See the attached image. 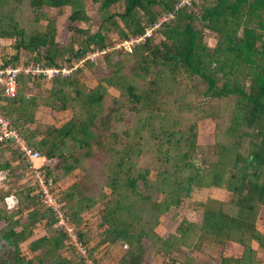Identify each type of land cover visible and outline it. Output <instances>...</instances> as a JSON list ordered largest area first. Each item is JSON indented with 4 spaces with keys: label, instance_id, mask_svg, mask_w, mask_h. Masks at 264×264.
<instances>
[{
    "label": "trees",
    "instance_id": "1",
    "mask_svg": "<svg viewBox=\"0 0 264 264\" xmlns=\"http://www.w3.org/2000/svg\"><path fill=\"white\" fill-rule=\"evenodd\" d=\"M179 1L0 0V41L11 40L0 66L77 65L51 81L20 77L16 97L1 98L0 111L46 159L45 180L94 262L102 263L105 244L125 246L118 264H261L253 244L264 248L257 228L264 211V0H193L177 9ZM89 4L101 17L95 32ZM156 23L144 41L85 59ZM84 68L94 87L80 81ZM41 109L70 117L41 124ZM206 120L215 122L213 142L200 145L198 124ZM28 168L10 144H0V171L13 176L0 188V240L7 243L0 264H83L35 183L18 187ZM213 190L225 199L211 197ZM197 192L207 196L193 200L197 218L190 220L188 201ZM12 195L18 202L8 208ZM95 210L101 231L89 247L86 215ZM36 229L43 235L30 240ZM28 241L30 258L21 250ZM228 243L241 255L197 256Z\"/></svg>",
    "mask_w": 264,
    "mask_h": 264
},
{
    "label": "built area",
    "instance_id": "2",
    "mask_svg": "<svg viewBox=\"0 0 264 264\" xmlns=\"http://www.w3.org/2000/svg\"><path fill=\"white\" fill-rule=\"evenodd\" d=\"M193 0H180L177 9L189 7ZM167 17H162L161 21ZM159 23L146 29L144 35L138 38H130L128 41L118 43L114 42L109 48L103 50L91 51L87 54L86 60L95 61L101 58L103 54L114 49H125L130 46L144 41L151 37L155 29L159 27ZM77 65L71 68L65 67H44L40 63H19L16 65L0 66V106L3 102L1 98H15L18 92V82L22 76H35L43 78L45 81H51L57 77H68L76 70ZM0 144L11 145L17 151L18 155L28 164L30 174L36 185V193L40 196L44 206L50 208L57 218V228L63 229L67 237V247L72 248L76 254L80 255L83 264H101L94 262L89 256L88 248L79 241L78 232L73 224H71L64 215L59 196L52 188V182L46 181L44 173L41 169L46 159L41 154L28 145L27 141L22 137L20 132L10 123V121L0 111ZM40 160L41 165L36 166L34 161Z\"/></svg>",
    "mask_w": 264,
    "mask_h": 264
},
{
    "label": "rangeland",
    "instance_id": "3",
    "mask_svg": "<svg viewBox=\"0 0 264 264\" xmlns=\"http://www.w3.org/2000/svg\"><path fill=\"white\" fill-rule=\"evenodd\" d=\"M98 6H94L92 4L88 5V13L90 16V23L88 24V27L91 28L92 32H95L101 22V17L100 14L97 11ZM121 10V8H114L111 9V12H116ZM60 20V24H59V28H61V23H62V18L59 19ZM82 28H85L86 25L81 24L80 25ZM205 34V38H204V42L207 44V46L209 48H212L215 44V40L214 37L212 35H210L208 32H204ZM11 44V40H1L0 41V56L1 54H3L4 49L7 47H9V45ZM9 51V50H8ZM12 53V51H9ZM26 57H23V60H26ZM22 60V61H23ZM79 79L81 82H83L86 86L88 87H94L96 84V81L94 80V77L90 74V72L87 69H83L82 73L79 75ZM49 84V83H47ZM44 84L45 87H48L49 85ZM114 93V92H113ZM116 94V93H115ZM70 112H62V113H52L49 110H44L41 109L37 112L36 114V119L41 123V124H53L55 126H59L61 124H63L66 120L69 119L70 117ZM215 128V122L212 120H206V121H202L199 122L198 124V143L200 145H209L213 142V131ZM36 166L41 165V161L40 160H35L34 161ZM28 172L29 170L27 169V172H23L22 175V181L18 180V187L22 184L25 185L27 182L29 184H31L30 182L34 183V179L32 178V176H28ZM79 171H76L75 174H78ZM6 178H2L0 181V188H8V186L11 184L10 182L12 181V177H9L8 174L5 175ZM17 177H19L18 175H16ZM73 177H76L75 175H73ZM31 178V179H30ZM4 182L6 183H3ZM30 180V181H28ZM32 180V181H31ZM24 181V182H23ZM26 181V182H25ZM19 182H23V183H19ZM72 182V180L70 181ZM12 185V184H11ZM207 196V193L204 192H200V193H196L194 194L193 198L188 201V206H187V218H189L190 220H194L197 218V214H195L196 210L192 207V203L193 200H203L205 197ZM210 196L216 199H220L223 200L225 199L224 196V192L223 191H217V190H213L212 194L210 193ZM17 203L13 204V206L11 208H13ZM194 211V212H193ZM194 213V214H193ZM97 215H98V211H92L90 212L88 215H86L87 218V225L90 230V235H91V239L92 241L90 242L89 247H91L93 244H96L99 241V237L98 234L101 231V229L97 228ZM257 228L259 229L260 232H262L264 234V211L260 212V216H259V221L257 223ZM158 231L160 233H163L165 231L164 226H160L158 228ZM39 235V231L36 233L35 236ZM33 238V237H32ZM30 241H28L29 243ZM28 243H24L21 245V250L22 253L30 258L32 257L31 254H29L28 252ZM253 247L255 249H258V260L261 264H264V249L259 248L258 245L256 243L253 244ZM6 250V249H5ZM125 251V246H113V247H109L107 245H102L99 248V252H98V256L102 257L103 261L101 264H104V262L106 264H118V260L120 258V256L122 254H124ZM224 254L226 256H233V257H237L239 255H241V247H236V246H232V245H226V247H223V250H217L214 247H207L205 248V252L202 254L197 255L199 258L206 260L207 259V255H219V254ZM111 258V260H109Z\"/></svg>",
    "mask_w": 264,
    "mask_h": 264
},
{
    "label": "water",
    "instance_id": "4",
    "mask_svg": "<svg viewBox=\"0 0 264 264\" xmlns=\"http://www.w3.org/2000/svg\"><path fill=\"white\" fill-rule=\"evenodd\" d=\"M5 175L4 171H0V178H2ZM6 204L8 208H11L15 202H17V199L15 197H8L6 198ZM7 248V243L4 240H0V249L5 250Z\"/></svg>",
    "mask_w": 264,
    "mask_h": 264
},
{
    "label": "crops",
    "instance_id": "5",
    "mask_svg": "<svg viewBox=\"0 0 264 264\" xmlns=\"http://www.w3.org/2000/svg\"><path fill=\"white\" fill-rule=\"evenodd\" d=\"M7 173L5 172V175H6ZM3 176L2 178H6V176ZM2 178H0V181H1V179ZM13 196V195H12ZM12 196H10V197H12ZM13 197H15V196H13ZM16 198V197H15ZM17 199V198H16ZM17 202H18V200H17ZM17 202H15V203H17ZM39 230L38 229H36L35 231H34V235H36V233L38 232ZM34 235H33V238H31L30 240H34V239H36V238H39L40 236H42L43 235V233L42 232H40L39 231V235L38 236H35L34 237ZM28 243V242H27ZM228 245H232V246H236V247H239L238 245H235V244H232V243H228L227 244V246ZM240 248V247H239ZM255 249V248H254ZM262 249V248H261ZM264 249V248H263ZM256 251H257V254H258V249H255ZM240 256V255H239ZM109 260H111V258L109 259ZM104 264H106L105 262H104Z\"/></svg>",
    "mask_w": 264,
    "mask_h": 264
}]
</instances>
